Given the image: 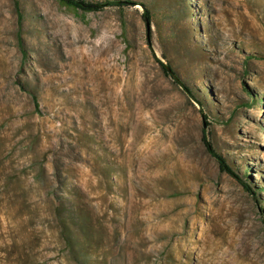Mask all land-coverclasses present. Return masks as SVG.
Masks as SVG:
<instances>
[{
    "label": "rangeland",
    "instance_id": "obj_1",
    "mask_svg": "<svg viewBox=\"0 0 264 264\" xmlns=\"http://www.w3.org/2000/svg\"><path fill=\"white\" fill-rule=\"evenodd\" d=\"M136 1L0 0V264H75L62 198L102 263L264 264V0Z\"/></svg>",
    "mask_w": 264,
    "mask_h": 264
},
{
    "label": "trees",
    "instance_id": "obj_2",
    "mask_svg": "<svg viewBox=\"0 0 264 264\" xmlns=\"http://www.w3.org/2000/svg\"><path fill=\"white\" fill-rule=\"evenodd\" d=\"M61 5L70 8L74 11L81 10L83 12L87 11H100L107 7H117L119 9H124L128 6L141 5L143 7V17L145 20H152L151 8L147 6L146 3L136 1V0H57ZM149 38V36H148ZM20 44V43H19ZM22 47V45L20 44ZM160 62V61H159ZM163 71L166 75L170 76L174 83L181 86L186 93H188L192 98L196 99L198 104L203 105V101L196 97L193 88L185 82L183 77L178 73V71L168 63H161ZM23 90H26L22 85ZM30 97L34 104V107L38 109V99L34 91L29 89ZM258 97L255 96V101ZM207 147L211 150L217 160L219 161L220 168L227 171L231 175H235L242 182L246 190L250 191L252 194L258 192L260 187L252 190V185L250 182L246 183L241 177L236 175L231 167L228 165L226 160L215 153L211 148V144L207 142ZM246 177L250 179V176L245 173ZM72 193V192H71ZM56 211L59 217V228L61 239L66 245V248L71 255L72 260L75 264H106L97 261L95 247L94 245L99 242V237L95 226L92 224V216L90 215L88 209L82 207L80 202L74 204H68V201L61 199L56 204ZM94 247V248H93Z\"/></svg>",
    "mask_w": 264,
    "mask_h": 264
},
{
    "label": "water",
    "instance_id": "obj_3",
    "mask_svg": "<svg viewBox=\"0 0 264 264\" xmlns=\"http://www.w3.org/2000/svg\"><path fill=\"white\" fill-rule=\"evenodd\" d=\"M145 23H146V26L148 27V24H149L148 20H145Z\"/></svg>",
    "mask_w": 264,
    "mask_h": 264
}]
</instances>
